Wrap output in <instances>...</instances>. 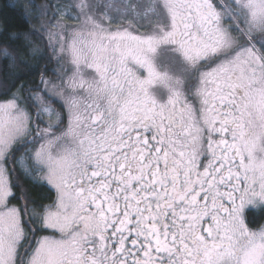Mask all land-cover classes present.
<instances>
[{
  "label": "snow or ice",
  "instance_id": "1",
  "mask_svg": "<svg viewBox=\"0 0 264 264\" xmlns=\"http://www.w3.org/2000/svg\"><path fill=\"white\" fill-rule=\"evenodd\" d=\"M13 6L0 264H264V0Z\"/></svg>",
  "mask_w": 264,
  "mask_h": 264
},
{
  "label": "trees",
  "instance_id": "2",
  "mask_svg": "<svg viewBox=\"0 0 264 264\" xmlns=\"http://www.w3.org/2000/svg\"><path fill=\"white\" fill-rule=\"evenodd\" d=\"M14 3H12V0H0V21L4 22L9 29L15 30L17 32H23L26 27L27 23L25 20V17L22 14V11L20 8L14 7ZM7 33H4L3 35H0V40L5 39L7 37ZM41 68L42 66L39 65ZM29 79H35V76L29 77ZM14 90V89H13ZM11 93L9 92L8 95ZM5 96L0 95V100L5 99ZM24 181H21V184ZM35 187H30L27 192H29V200L36 201L39 199L40 193L37 191L38 189H34ZM25 190V189H24ZM19 194H21V190L18 188L16 190ZM46 191V190H45ZM31 201V202H32ZM34 205V203L32 202ZM37 207V205H34Z\"/></svg>",
  "mask_w": 264,
  "mask_h": 264
},
{
  "label": "flooded vegetation",
  "instance_id": "3",
  "mask_svg": "<svg viewBox=\"0 0 264 264\" xmlns=\"http://www.w3.org/2000/svg\"><path fill=\"white\" fill-rule=\"evenodd\" d=\"M42 67L41 69H43L46 65L45 63L42 61L40 62V64ZM47 67H51V65H47ZM175 71L177 73L180 72L179 68H176ZM24 182L22 183V187L23 189H25V194L29 197V192H27V190L30 189V187H35L34 189H38L37 191L40 193L39 195V199L36 201V203L34 201H32L34 203V205H37V207L43 205V204H47L50 202V198L52 197L53 193L51 192V190L48 188L47 185H43V184H39V183H33L29 180H23ZM46 190V191H45ZM17 195L19 196L20 194L17 192ZM258 222L261 224H264V219H259V217H257ZM39 235V233L37 234Z\"/></svg>",
  "mask_w": 264,
  "mask_h": 264
},
{
  "label": "rangeland",
  "instance_id": "4",
  "mask_svg": "<svg viewBox=\"0 0 264 264\" xmlns=\"http://www.w3.org/2000/svg\"><path fill=\"white\" fill-rule=\"evenodd\" d=\"M12 3L16 4V0H12Z\"/></svg>",
  "mask_w": 264,
  "mask_h": 264
}]
</instances>
